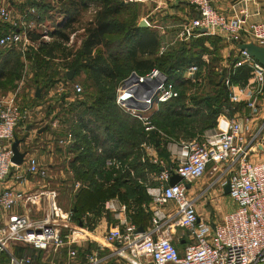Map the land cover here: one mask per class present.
<instances>
[{
    "label": "built area",
    "instance_id": "1",
    "mask_svg": "<svg viewBox=\"0 0 264 264\" xmlns=\"http://www.w3.org/2000/svg\"><path fill=\"white\" fill-rule=\"evenodd\" d=\"M179 1L188 4L197 16L182 26L177 41H189L196 31L198 36L220 37L237 50L233 68L250 69L251 77L244 85L235 86L229 78L224 79L229 102L243 105L246 118L224 108L214 127L205 130L198 140L182 144L176 164L159 172L157 186L147 189L155 208L150 225L144 229L121 222L106 230L100 242L91 241L95 246L84 253L83 261L78 260L76 245L79 240H88V228L69 227L75 222L73 213L61 208L54 190L42 187L24 196L26 204L45 208L38 218L13 212L21 195L14 189L0 190V255L8 254V264H33L28 254L10 253L9 248L14 247L37 252L68 248L69 264H101L109 258L117 264H264V157L257 158L259 152L264 154V67L238 49L249 43L264 47V20L257 0H242L230 7L229 14L218 10L211 0ZM0 23L8 28L0 36V49L22 42L30 45L26 32L29 26H18L4 6H0ZM201 29L206 33H200ZM74 37L72 34L70 40ZM163 51L161 48L160 54ZM198 72L199 66L191 65L182 78L193 82ZM71 91L80 94L82 87L73 84ZM115 93L116 105L128 112L147 136L159 133L151 119L152 109L178 97L177 90L157 69L144 75L131 72ZM32 117L33 111L16 105L13 97L0 99V184L16 166L11 162L15 130ZM24 163L30 174L47 177V169L35 158H27ZM105 166L124 168L115 159H107ZM208 169L212 179L197 196L190 197L185 184L203 178ZM173 174L182 181L170 186ZM226 185L234 209L220 221H202L196 202L210 190L223 195ZM177 229L187 237L182 253L173 244ZM106 246L111 248L110 253L99 256Z\"/></svg>",
    "mask_w": 264,
    "mask_h": 264
},
{
    "label": "crops",
    "instance_id": "2",
    "mask_svg": "<svg viewBox=\"0 0 264 264\" xmlns=\"http://www.w3.org/2000/svg\"><path fill=\"white\" fill-rule=\"evenodd\" d=\"M211 1L218 10L229 14L230 7L240 4L242 0ZM7 2L9 5H13L12 0H7ZM129 2L148 4L151 2L155 4V10H158L160 14L154 18L160 17L161 23L154 24L152 28L161 31L159 33L155 30L158 38L161 35L162 42L164 44L167 43V46L172 44V38L177 36L182 26L190 18L197 16L188 4L180 2L179 0L122 1L123 4ZM257 2L259 8L261 7V15H264V0H257ZM18 3L24 5L23 10L24 12L26 11V14L33 12L36 15L31 26L34 27L33 29H38L39 27L44 29L43 32L38 34L40 38H47L51 42L54 41L55 39L50 38L49 34L58 30L65 22L58 23L55 21H59L62 17H64L63 20H66V12L70 0H25L24 2L18 0ZM181 5L185 7L182 8ZM92 6L93 3H90L84 9L88 13H91V15L92 13H96L95 11L93 12ZM170 17H177L178 23H174V20ZM67 32L68 30L66 34ZM72 34H75L76 37V32H72L70 35L67 34L68 40L63 43L65 51L70 52L71 55L65 59L51 60L69 62L72 54L77 50L71 51L68 48L79 49L81 46L80 40L74 41L75 37L72 41L70 40ZM198 37V32L196 31L192 39ZM218 38L220 39V37ZM28 39L29 46L32 47L34 44H37V41L30 40L29 35ZM220 40L226 46L223 49L226 53L232 50L237 54L234 45L227 44L222 39ZM205 44L209 46V43ZM159 51L160 47L158 49V55L160 54ZM36 88H33L31 96L27 89L24 93L25 96L19 102L14 99L15 104L18 106L24 103L35 106L32 110L33 117L31 120L28 123L19 124L16 128L15 139L20 140L18 145L19 151L26 152L24 162L27 158H35L41 166H45L47 169V177L41 178L37 175L30 174L27 171L26 164L23 162L21 165L14 166L11 169L8 177L0 184V190L14 189L21 195L13 212L19 214L27 212L28 215L37 218L43 215L45 208L26 204L24 196L35 193L42 187L54 190L57 193L59 205L64 204L60 200V197L67 199L65 201L69 208L65 209V211H71L73 214L76 212L74 203L83 192L94 193L97 189L106 191L104 201L97 204L94 209L86 210L81 215V220L68 224L72 229H76V227L88 228L86 234L88 240L86 242L79 240L76 245L78 260L83 261L84 253H88L95 246L91 241L100 242L106 230L119 226L121 222L135 226V221H138L137 225L139 227H148L150 225L151 220H143L142 223H139V221L142 215L147 217V214H150V218H152V212L155 209L147 193V189L157 186V176L159 173L152 171L151 167L156 166L161 172V169H168L174 166L180 154L181 144L169 145L159 133L147 136L143 131H140L136 120L118 105H116V109L117 117L118 115L120 117L119 126L116 123L115 126L111 125L110 130H105L103 124L108 123L107 120L100 121L101 124L89 115L91 103L96 99V95L75 97L74 93L69 95L67 92L58 93L53 89L42 88L40 97L36 98ZM233 107L234 112L232 114L236 113L240 117L247 116V112L245 114L243 113L244 109L243 111L239 110L243 105L236 104ZM133 121L134 126L131 124ZM104 133H108L109 135L115 133L121 137V140L118 142V148L115 151L123 154V159L119 160L124 166L123 169L109 170L104 165L99 168V159H101L102 152H104V149H108L111 144L110 141L106 140L107 135L105 136ZM129 150L132 151L128 154ZM161 151L165 158L159 155ZM87 166H89V171L86 169ZM211 179L212 177L209 180ZM209 180L204 176L190 183L187 189L188 195L190 197L197 196L206 188ZM216 192L215 190H210L204 194L203 198H200L196 202L197 214L199 201L206 197H213L216 195ZM223 195L227 196L225 194ZM232 206L234 209V205ZM162 210L166 211V208ZM1 217L2 213L0 212ZM198 217L202 221H214L209 218L204 220L199 214ZM186 240V233L182 230H176L173 237V244L180 253L183 252ZM110 249L109 246H106L105 249L98 252L99 256L109 254ZM9 252L16 255H20L21 253L28 254L32 257L33 264H69L68 248L37 252L14 247L9 248ZM111 261L115 262L109 258L101 264H108Z\"/></svg>",
    "mask_w": 264,
    "mask_h": 264
},
{
    "label": "trees",
    "instance_id": "3",
    "mask_svg": "<svg viewBox=\"0 0 264 264\" xmlns=\"http://www.w3.org/2000/svg\"><path fill=\"white\" fill-rule=\"evenodd\" d=\"M90 3H94L98 11L95 13L91 26L84 32V39L82 40L80 48L72 54L69 62L64 65V78L66 83H70L75 77L81 74L84 75L83 84L85 89L82 88L80 94L74 95L75 97L96 95V99L91 103L89 115L95 121L107 120L108 123L103 124L105 130H110L111 125L115 126L116 123L119 126L120 117L119 115L117 117L115 92L118 84L128 75L126 74L128 70L138 75H144L152 69H157L174 86L179 97L178 89L181 84L186 83L182 78L183 71L191 65H198L200 67L201 52L206 51V48L212 51L211 46L216 48V44L220 41L219 38H215L214 36H199L198 38L190 39L188 42H182L181 48L177 51H173L174 49L171 48L172 52H163L158 55L160 41L155 30L149 27L125 25L116 20L117 16L121 13V6L123 5L121 0H70L66 12V21L58 30L49 34L50 38L55 39L54 41L45 43L40 40V35L28 33L30 40L37 41L38 43L37 53H42L39 58L40 60L55 59L53 56L55 50L61 49L63 52L65 51L63 43L68 40L66 31L69 30L70 24L75 21L77 14L87 8ZM7 30V26L0 23V36ZM187 43L191 44L188 47L192 49V52L188 50ZM205 43H209V46H206ZM198 50L200 53L198 52L197 55L194 54ZM64 53V59L71 55L68 51ZM9 60L10 58L4 60L5 62L0 65V79L11 74L8 72L10 70L6 68ZM37 67L41 71L39 72L40 74H35V87L47 88L46 86L52 82L46 80L50 77L47 74L49 68L48 66ZM67 71L73 73L71 80L67 79ZM232 71L227 77L233 85H244L251 77L250 69L245 66L233 69ZM227 77H222L223 80L215 84L216 87L220 88V91L214 92L216 96L203 97L201 102L197 104L200 105L199 109L194 110L193 108L188 113L183 105L177 108L178 106H174V103L178 99L177 97L166 103L159 104L160 112L164 107L165 114L173 117L187 115V117L191 118L193 116L203 115L206 121L210 123L208 124V128L214 127L217 117L224 111V108H228L230 114L234 112V110H231L233 105L229 102L228 90L224 85V79ZM40 79L41 81H39ZM49 79L53 80L52 77ZM131 124L134 126V121ZM137 125L140 131H143L138 122ZM104 134L105 136L107 135L106 140L110 141L111 144L108 149H104V152H102L101 159H99V168L103 167V165L105 167V161L107 159H115L118 161L123 159V154L115 151L118 148V142L121 140V137L115 133L111 135L108 133ZM131 151L129 150L128 154ZM159 155L165 158L162 151ZM86 169L89 171V166ZM151 170L155 173L160 172L156 166H152ZM105 194L106 191L97 189L94 193L83 192L78 196L74 203L76 212L73 214V220H81L80 217L86 210L94 209L97 204L104 201ZM143 220H151L150 214H147V217L142 215L139 223H142ZM137 224L138 221H135V226L139 227ZM141 228L145 229L147 226H141ZM1 258L6 259V264H8V256L6 253L1 254L0 260Z\"/></svg>",
    "mask_w": 264,
    "mask_h": 264
},
{
    "label": "rangeland",
    "instance_id": "4",
    "mask_svg": "<svg viewBox=\"0 0 264 264\" xmlns=\"http://www.w3.org/2000/svg\"><path fill=\"white\" fill-rule=\"evenodd\" d=\"M21 1L24 2L25 0H21ZM12 3L13 5H9L7 0H3V1L0 0V6L3 5L8 9L13 22H16L20 27L22 23H24V25L26 24V26H29L28 27L29 29L26 31L27 36L28 33L40 34L41 32H43L44 29L42 27L41 28L39 27L38 29H33L34 27L31 26L36 16L33 12L26 14V11L24 12L23 10L24 5L18 3V0H12ZM181 7L184 8L185 6L181 5ZM92 9L93 12L98 11L94 3ZM159 14L160 13L158 12V10L157 11L155 10L154 3L149 2L148 4V3L129 2L121 6V13L117 16L116 20L120 23L129 26H134V25L141 26L143 25L142 23H145L146 28L149 27L161 33L160 30L152 28L154 24L161 23L160 17L154 18L155 16H159ZM167 15H169V13H167ZM94 16L95 14L92 13L91 15V13H88V11L82 10L81 13L79 12L77 14V17H75L76 18L75 21H73L70 24L67 34L70 35L72 32H76V37L74 38V41L80 40V42L82 43L85 34L84 32L88 27L91 26V23L94 21ZM170 18L174 20L173 21L174 23H178L177 17H170ZM63 19L64 17L60 18L59 21H55V22L59 23L66 21ZM191 19L192 18H190L189 20ZM261 19L264 20V15L261 16ZM47 32L49 33V31ZM160 36H159L160 39L159 41L161 43L160 49L162 47L164 49L163 51L164 53L171 51V48L174 49L173 51H177L181 48L180 46L183 44L181 41H177L176 37L175 38L173 37L171 40L172 44L167 46L166 45L167 43L164 44V42H162ZM214 37L218 38L216 36ZM40 40L45 43L51 42L47 40V38H42V39L40 38ZM37 44H34L31 47L28 44L24 45V43L22 42L13 48L0 49V65L5 62L4 60L10 58L6 68L7 70H10L8 72L11 73L9 76L5 75L6 77L0 79V99L6 97H13L15 101L19 102V100H21L22 97L25 96L24 93L27 91V89L29 90V95L31 96V93L33 92V88L35 87V83H34L35 74H40L39 72L41 71V69H38L37 66L40 67L48 66L49 69L47 74L50 75L49 78L52 77L53 79V80L49 78L46 79L47 81L50 80L52 82H50L46 86L47 88L43 87L45 89H53L58 93L67 92L69 95H71L72 93L71 87L73 84H78L85 89V86L83 84L84 82L83 74L75 77L72 82L66 83V80L64 78V65L67 63V61L59 62V61H53L51 59L40 60L39 58L41 57L42 53H37L38 50ZM190 45L191 44L187 43L186 46L188 50L192 52V49L188 47ZM216 45H217L216 48H214V46H211L212 51L206 48V51L201 52L202 54L200 55L199 72L196 74L194 81L191 82L185 80L186 83L181 84V86L179 87L178 89L179 97L177 101L174 103V106H178L177 108L183 105V107L186 108L188 113H190L189 110L192 111L193 108L194 110L199 109L200 105L197 104L201 102L203 97L216 96L214 92L220 91V88L216 87L215 84L221 81L222 77L224 76L227 77V75L233 72L232 71L234 69L233 63L235 62L237 57L236 52L231 50L226 53L223 50L226 46L222 44L221 40ZM59 50H55L53 53L55 59L64 58L65 55L64 52L66 51L63 52L61 49ZM68 50L73 51L78 49L68 48ZM198 52L200 53V51L198 50L197 52H194V54L197 55ZM130 71L131 70H128L126 74L129 75L131 73ZM39 81H41V79ZM20 106L28 107L31 110H33L34 109L33 107H35L34 105H30L29 103L20 104ZM231 108L234 107L232 106ZM243 109H244L243 107L239 108L240 111H243ZM162 111L163 113H161ZM162 111L160 112V107L158 106L154 107L151 111V119L153 120L154 122L153 124L158 130L160 136L169 145L172 144L182 145L185 143L196 141L200 138V136L203 134L205 130L209 129L208 124L210 123L206 121V118L203 115H198L197 117L193 116L191 118L187 117V115H183L181 117H173L165 114L164 107ZM243 113L245 114V111ZM241 118L244 119L246 117H241ZM261 157H264V154L259 152L257 158L260 159ZM210 177L212 176L208 169L205 174V178L209 180ZM215 194L216 195H214L213 197L211 196L206 197L199 201L198 214L204 220L206 218H209V219H213L215 222L220 221V219L225 214H227L233 209L232 206L233 204L227 196L220 195V193L218 192H216ZM63 198L60 197V200L64 203L63 205L61 204L60 206L62 209L65 210L68 209L69 206L65 201L67 199L65 198L63 199ZM201 198H203V196ZM177 230H182V229H177ZM6 261H7L6 259L1 258L0 264H6L7 263ZM108 264H117V263L111 261Z\"/></svg>",
    "mask_w": 264,
    "mask_h": 264
},
{
    "label": "water",
    "instance_id": "5",
    "mask_svg": "<svg viewBox=\"0 0 264 264\" xmlns=\"http://www.w3.org/2000/svg\"><path fill=\"white\" fill-rule=\"evenodd\" d=\"M143 25L139 26V27H145V23H142ZM200 33H206V30L201 29ZM238 49L240 51H244L248 56H250L251 58H253L255 61H257L260 65H262L264 67V47L260 48L258 46H255L254 44H241L238 46ZM67 75V79L71 80L72 79V75L73 73L71 71H68L66 73ZM42 91V88H36L35 90V97L39 98L40 97V93ZM42 131V130H41ZM20 143V140L14 139L12 145H11V151H12V158H11V162L18 166L21 165L24 162V157L26 155V152H20L18 149V145ZM162 171V169H161ZM182 181L181 177H179L176 174H173L170 179H169V185L173 186L177 183H180ZM185 188L188 189L189 188V184H185ZM223 193L225 195H228L229 193V186L226 185ZM81 225V224H80ZM139 232H142V229L138 230Z\"/></svg>",
    "mask_w": 264,
    "mask_h": 264
}]
</instances>
